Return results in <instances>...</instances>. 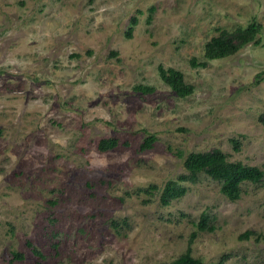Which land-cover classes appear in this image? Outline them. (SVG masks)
<instances>
[{"label":"rangeland","instance_id":"rangeland-1","mask_svg":"<svg viewBox=\"0 0 264 264\" xmlns=\"http://www.w3.org/2000/svg\"><path fill=\"white\" fill-rule=\"evenodd\" d=\"M251 20L258 42L203 55ZM159 64L191 92L174 93ZM260 118L264 0H0V264H158L194 230L204 264H264ZM214 148L261 178L230 199L189 176L184 157ZM169 183L182 193L163 203Z\"/></svg>","mask_w":264,"mask_h":264},{"label":"trees","instance_id":"trees-1","mask_svg":"<svg viewBox=\"0 0 264 264\" xmlns=\"http://www.w3.org/2000/svg\"><path fill=\"white\" fill-rule=\"evenodd\" d=\"M131 21L134 22L135 18L133 17ZM260 27L261 24L258 21L251 20L244 27H236L230 31L220 29L216 35L211 36L204 43L203 55L207 59L218 58L233 53L246 42L256 43L258 42L256 34L260 30ZM130 29L131 27L129 26L128 33ZM191 63L195 64L193 58H191ZM200 64H205V61H201ZM157 72L162 81H164L174 93L183 96L191 92L192 85L184 82L179 70L173 67L164 68L159 64L157 66ZM256 76L259 77V73H256ZM135 88L142 91L151 89L150 86L142 84L135 85ZM260 120L264 124V118H260ZM116 142V138L112 135L101 137L97 141V148L99 150H106L115 146ZM141 145L143 147L148 146V140H143ZM236 146L237 143L235 142L234 147ZM183 166L191 177L195 176L197 172L202 171L210 177L217 179L221 192L230 199L238 197V185L240 182L245 180L257 182L263 174V170L257 165L245 164L239 160H228L224 153L217 148L207 151L189 152L183 159ZM181 193L182 188L169 183L164 186L161 192V202L165 203L168 198ZM204 219V216H201L197 221L198 229L204 228ZM195 232L194 230L190 233L184 251L180 252L172 259L158 264H204L202 259L190 253L189 243ZM249 233V230L242 231L238 234V237H248ZM257 236V238L264 241V233L257 234ZM36 252L39 253L38 251ZM12 256L15 258H22L23 254L20 251H13Z\"/></svg>","mask_w":264,"mask_h":264}]
</instances>
